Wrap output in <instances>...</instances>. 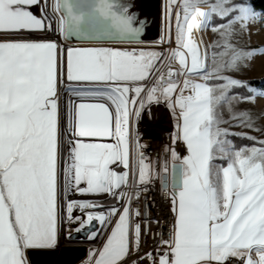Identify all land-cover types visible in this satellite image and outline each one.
Instances as JSON below:
<instances>
[{"label":"snow or ice","instance_id":"1","mask_svg":"<svg viewBox=\"0 0 264 264\" xmlns=\"http://www.w3.org/2000/svg\"><path fill=\"white\" fill-rule=\"evenodd\" d=\"M167 4L168 27L159 42L172 43L174 18V49L71 48L65 56L56 41L16 37L56 32L139 45L148 20L135 11L134 0H54L52 15L48 0H0V264H33V253L56 250L65 217L77 224L75 233L91 229L90 240L100 235L94 222L101 230L112 225L87 264H264V140L222 127L235 121L264 130L256 127L264 113L235 108L255 104L264 88L231 75L264 56V49L242 47L237 39L264 21V9L255 0ZM204 30L219 37L211 54L194 35ZM62 93L76 98L66 102L63 120ZM160 103L174 114V143H184L187 155L181 159L165 146L181 161L178 177L173 166L175 223L169 238L158 241L165 251L140 256L144 230L134 222L140 212L132 204L139 199L137 185L151 181L152 165L138 124ZM236 135L253 145L236 149L228 139ZM74 194L118 203L105 208L67 199ZM76 210L83 215L74 216ZM65 235L74 238L72 231Z\"/></svg>","mask_w":264,"mask_h":264},{"label":"rangeland","instance_id":"2","mask_svg":"<svg viewBox=\"0 0 264 264\" xmlns=\"http://www.w3.org/2000/svg\"><path fill=\"white\" fill-rule=\"evenodd\" d=\"M255 1H261V0H255ZM54 3V0H48V12L50 15H52V4ZM135 5L138 6L137 11L142 14L143 18H147L148 21H161L162 24V36L165 35V30L168 27V16L166 9L168 8L167 0H134ZM201 7L208 9L207 5H201ZM36 13L39 15V10H35ZM175 11H181L179 7L175 8ZM250 29V34L246 33L243 38H237L239 39V43L242 47H251V48H262L264 49V21H258L256 23H253L249 26ZM31 34V33H28ZM25 35V38L16 37L18 39H43V40H51V41H56L60 44L61 48L64 50V54L66 56L67 50L65 49V38H63V41L65 44H61L58 41V35L56 32H38L34 33L32 36ZM172 43H165V48H157V47H151V46H137L135 48H142L145 50H158V51H164L167 52L170 49H174L176 47L175 44V20L173 18L172 20ZM206 35L207 39H205L206 46H208V52L211 54L214 49L212 48V45L216 43V41L219 39L218 35L216 32L211 31V30H206ZM161 36V37H162ZM88 48V47H86ZM91 48V47H89ZM108 48H113V49H118L114 47H108ZM133 48V47H131ZM70 49V48H69ZM129 49V48H126ZM119 50H125V49H119ZM215 51H219L216 49ZM172 69L175 70L179 67L177 63H173L171 65ZM168 68L165 67L163 69L164 72H167ZM231 75H234L236 78L242 80V81H247V82H253V81H259V80H264V56H257L249 66L245 67L241 72L238 73H231ZM193 80H196L197 77H189ZM181 81L185 79V77L181 76L179 78ZM243 89V88H235L233 89V92L238 93V90ZM244 90V89H243ZM71 96V95H69ZM68 96V97H69ZM74 97L71 96L70 101H73ZM70 107V104H68ZM236 111H240L243 109H250L254 114H260L264 113V97L258 98L255 102V104H239L235 106ZM61 113L62 111V103H61ZM65 118L64 114H62V120ZM223 118L225 120H229L230 116L225 108L223 110ZM175 117L174 114L169 110L168 107L165 106L164 103L160 104H153L150 108V110L146 109L144 113L142 114V117L139 121V126H140V137L146 138H155L159 139L162 135H167L175 132L174 125H175ZM235 121H232L231 123H226L223 124L222 127L229 129L230 132L232 133H247L253 137H256L258 140H264V130L262 131H257V130H252L246 127H239L235 126ZM256 127L259 129H264V115H261L259 120L257 121ZM232 137H236L238 139H242L240 136H229L228 139L231 140ZM86 142H89V138H85ZM141 139V140H142ZM247 140L253 143L252 140L248 139H243ZM237 141V140H236ZM96 142H110L108 140H101V141H96ZM238 142V141H237ZM177 144L183 145L184 150H178L177 149ZM259 146V145H257ZM236 148V147H235ZM237 149V148H236ZM175 151L178 153V155L181 157V159L186 156V147L184 144L180 143H175ZM171 162L173 165L179 164L178 162H181L180 160H173L171 157ZM224 162L228 163L227 160ZM152 165V163H151ZM133 170L135 171V162L133 161ZM152 173H153V166H152ZM151 173V175H152ZM130 176V180H131ZM127 190V189H124ZM108 196H80L79 194H74L68 197L67 199H72V200H94L96 202H101L107 199ZM118 202V201H117ZM83 213L79 212L76 210L74 212V216L80 215L82 216ZM116 220V218H115ZM115 220L113 223H115ZM112 225L108 226L107 232L104 235V237L101 239L99 245L95 247H89L88 248V256L87 259L82 263V264H87V261L89 259V252L90 250L93 249H102L103 245L105 244L108 235L110 234ZM75 233V232H74ZM62 237H65V233L63 231V225H61V236H60V241L62 240ZM64 241H62L63 244ZM61 244V245H62ZM64 247V245H63Z\"/></svg>","mask_w":264,"mask_h":264},{"label":"built area","instance_id":"3","mask_svg":"<svg viewBox=\"0 0 264 264\" xmlns=\"http://www.w3.org/2000/svg\"><path fill=\"white\" fill-rule=\"evenodd\" d=\"M139 134L141 133L138 125ZM174 133L162 135L159 139L146 137L141 143L146 145L145 153L151 158L153 166L152 179L146 186L137 185L139 199L133 201L134 210H139L140 216L134 217V222H138L143 228V243L141 252L137 255L155 251H165L166 248L159 246L158 241L168 239L171 235L175 223V213L172 211L171 201V175L172 162L171 155L166 151L165 146H173ZM178 150H184L183 145L177 144ZM167 166V171H165ZM167 178V181L165 180ZM167 184V188H165ZM132 191V189H127ZM231 264H240L238 260H232Z\"/></svg>","mask_w":264,"mask_h":264},{"label":"water","instance_id":"4","mask_svg":"<svg viewBox=\"0 0 264 264\" xmlns=\"http://www.w3.org/2000/svg\"><path fill=\"white\" fill-rule=\"evenodd\" d=\"M117 5H121L126 2V0H115ZM138 6L136 5L135 11H137ZM138 12V11H137ZM162 36V24L161 21H148V26L145 28L142 39L144 41L143 44H155L160 41ZM65 42L69 44H79V45H106V44H127L122 43L114 38L104 37L99 40L95 39H86L81 37H68L65 38ZM179 165L176 164L175 166V175L179 176ZM174 166V165H173ZM172 166V175H171V189L173 190V169ZM167 181V178L165 179ZM167 188V184L165 186ZM96 224V223H94ZM72 227V228H71ZM69 231L73 232L74 238L69 240L67 239V243L61 245L57 250L52 251L48 254H39L33 253L30 256L33 264H82L88 256V248L95 247L99 245L101 239L107 232V228L103 230V232L98 235V237L94 240H88V243H83L86 239L82 240L83 235L85 233H74V229L77 227V224L72 223ZM91 229H89L90 231ZM92 241L91 243H89Z\"/></svg>","mask_w":264,"mask_h":264},{"label":"bare ground","instance_id":"5","mask_svg":"<svg viewBox=\"0 0 264 264\" xmlns=\"http://www.w3.org/2000/svg\"><path fill=\"white\" fill-rule=\"evenodd\" d=\"M204 10H208V9L204 8ZM24 34H28V33H24ZM32 35H34V33L28 34V36H32ZM194 35H195V37H196V39L198 41H202L201 47L206 46V43H205V39H207L206 30H204V31H195ZM57 38H58V41L61 44H63V45L65 44V42L63 41L62 36H58ZM64 46H65V49L66 50L69 49V48L71 49V48H86V47H88V48L89 47H114V48H118V49H126V48L137 47V46H147V47L148 46H151V47H157V48H165V43L164 44H161L160 42H157L155 44H139V45H130V44H106V45H79V44L75 45V44H69L68 45L66 43ZM61 95H62L61 103H62V111H63V113H61V114H64V116H65V108L66 107H69L68 106V103H66V102H69L70 101L71 96H69L68 94H65V93H62ZM72 100L75 101L76 98L74 97ZM117 170L119 171L120 169H117ZM97 203L103 204L105 208H108L110 206L117 205L118 202H117V200L112 199L111 197L108 196L107 199H105L104 201L97 202ZM115 218L116 217H113V222H114ZM72 223L73 222L69 221L65 217V219H64V221L62 223L64 233H66L67 231L70 230L69 228L71 227V224ZM94 223H96V222H94ZM95 226H96L97 230L100 231V234H101L104 229L101 230L100 229V226L98 224H95ZM88 231L89 230H86L85 233H84V235H83V237H82L83 238L82 240L86 239V241L83 242L84 244L85 243H88V240H89V239H87ZM62 241H64L63 242V245L68 242L66 235H65L64 238L62 237L61 242ZM91 242L92 241H90L89 243H91Z\"/></svg>","mask_w":264,"mask_h":264},{"label":"trees","instance_id":"6","mask_svg":"<svg viewBox=\"0 0 264 264\" xmlns=\"http://www.w3.org/2000/svg\"><path fill=\"white\" fill-rule=\"evenodd\" d=\"M256 3V7L257 9H264V2H261V1H255ZM252 86L257 88V89H260V88H264V80H259V81H253L251 82ZM238 93H241L243 95H247V93L245 92V90L243 89H240L238 90ZM231 140L233 141L234 143V146L239 149L243 146H252L253 143L250 142V141H247V140H243V139H238L236 137H232ZM238 142H237V141ZM257 146V145H256Z\"/></svg>","mask_w":264,"mask_h":264},{"label":"crops","instance_id":"7","mask_svg":"<svg viewBox=\"0 0 264 264\" xmlns=\"http://www.w3.org/2000/svg\"><path fill=\"white\" fill-rule=\"evenodd\" d=\"M25 35H27V34H24V35H22L21 37H22V38H25V37H26ZM181 143H182V142H181ZM182 144H184V143H182ZM184 145H185V144H184ZM185 147H186V146H185ZM186 155H187V152H186ZM182 159H183V158H182ZM224 161H225V160H216L215 163H216L217 165H223V166H226L227 163L224 162ZM178 163L180 164L181 162H178ZM61 243H62V242L60 241V243H59V247L61 246ZM62 245H63V244H62ZM59 247H58V248H59ZM58 248H57V249H58ZM57 249H56V250H57ZM54 251H55V250H54Z\"/></svg>","mask_w":264,"mask_h":264}]
</instances>
